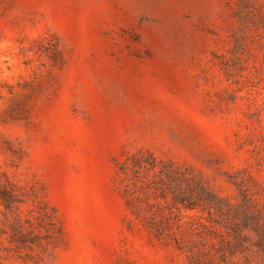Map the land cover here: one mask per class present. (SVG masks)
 I'll return each instance as SVG.
<instances>
[{"label":"rangeland","instance_id":"374dc122","mask_svg":"<svg viewBox=\"0 0 264 264\" xmlns=\"http://www.w3.org/2000/svg\"><path fill=\"white\" fill-rule=\"evenodd\" d=\"M2 188L0 264H264V0H0Z\"/></svg>","mask_w":264,"mask_h":264},{"label":"trees","instance_id":"16d2710c","mask_svg":"<svg viewBox=\"0 0 264 264\" xmlns=\"http://www.w3.org/2000/svg\"><path fill=\"white\" fill-rule=\"evenodd\" d=\"M0 198H1L2 202H3V204H4V207L8 208L10 203L13 202L12 191H7L5 188H2V190H0ZM186 207L187 208H193V207H191V205H190V207L186 205ZM43 216L45 218H49L50 219V217L46 213L43 214Z\"/></svg>","mask_w":264,"mask_h":264}]
</instances>
